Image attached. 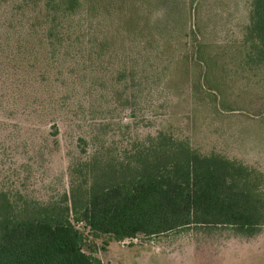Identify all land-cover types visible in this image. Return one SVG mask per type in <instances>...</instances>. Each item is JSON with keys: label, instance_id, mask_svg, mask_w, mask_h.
Masks as SVG:
<instances>
[{"label": "rangeland", "instance_id": "rangeland-1", "mask_svg": "<svg viewBox=\"0 0 264 264\" xmlns=\"http://www.w3.org/2000/svg\"><path fill=\"white\" fill-rule=\"evenodd\" d=\"M252 1L112 0L107 10L125 2L141 25L117 41L125 54L79 62L37 45L22 53L30 21L0 6V193L60 203L95 158L102 171L135 167L136 149L165 135L260 173L264 199V67L243 55ZM113 22L101 17L100 38ZM77 227L83 250L102 264H264V225L252 236L192 224L121 242Z\"/></svg>", "mask_w": 264, "mask_h": 264}, {"label": "trees", "instance_id": "trees-1", "mask_svg": "<svg viewBox=\"0 0 264 264\" xmlns=\"http://www.w3.org/2000/svg\"><path fill=\"white\" fill-rule=\"evenodd\" d=\"M9 4L30 21L21 37L22 53L28 45H37L54 59L79 62L81 55L125 54L117 50V41L126 42L141 25V14L128 12L125 2L120 12L107 10L112 0H0V6ZM101 17L114 20V27L100 38ZM250 18L243 55L248 64L263 68L264 0L252 1ZM125 73L119 69L116 79L122 82ZM132 158L135 167L110 163L109 171L99 168L103 157L95 158L91 166H84H89L90 186L86 175L83 182H76L71 198L65 195L60 203L23 197L16 201L1 192L0 264H102L83 250L79 223L97 236L111 235L119 242L192 224L232 226L252 236L264 225L262 175L251 168L199 154L165 135L153 139L149 147H138Z\"/></svg>", "mask_w": 264, "mask_h": 264}]
</instances>
